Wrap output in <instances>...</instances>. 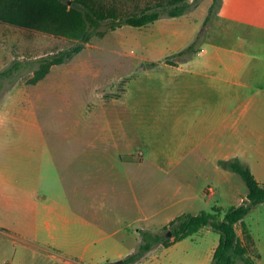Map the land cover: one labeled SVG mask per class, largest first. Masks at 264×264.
<instances>
[{
	"label": "crops",
	"instance_id": "1",
	"mask_svg": "<svg viewBox=\"0 0 264 264\" xmlns=\"http://www.w3.org/2000/svg\"><path fill=\"white\" fill-rule=\"evenodd\" d=\"M261 1L221 3L220 14L238 18V49L224 47L238 54L235 63L200 50L185 64L203 83L182 81V91L136 97L127 85L121 97L106 99L95 86L87 97L82 89L90 75L79 74L86 66L71 64L74 57L37 84L6 92L2 264H18L17 252L39 264L114 262L137 250L141 230L204 210L195 173L217 171L234 157L249 163L238 137L264 135L263 127L253 128L264 111V86L255 83L258 65L264 73ZM5 242L15 252L5 253Z\"/></svg>",
	"mask_w": 264,
	"mask_h": 264
},
{
	"label": "rangeland",
	"instance_id": "2",
	"mask_svg": "<svg viewBox=\"0 0 264 264\" xmlns=\"http://www.w3.org/2000/svg\"><path fill=\"white\" fill-rule=\"evenodd\" d=\"M157 1L159 0H101L106 7L116 5L122 16L138 13L147 6H153ZM188 1L191 6L179 17L163 15L156 22L144 27L124 25L115 30L102 27L105 30L104 36L96 37L87 44L83 52L75 57L74 63L71 62L85 65V70L79 74L90 75L89 85L84 84L87 93L82 89L85 96L90 97L95 86L99 98L111 99L121 97L127 85L131 94L140 97L142 93L157 95L182 91L179 90L182 81L203 83V79H197L199 76H196V69L185 64L189 59L186 57L190 54L184 57L177 54L193 42H197L195 48H199L198 52L202 50L209 56L225 57L229 59V63H235L234 59L238 54L234 51H224V47L238 49V18L219 13L221 3L224 2L221 0L212 21L205 24L214 0ZM261 2L264 4V0ZM71 45L72 42L63 38L0 22V71L5 70L15 60L34 62L40 56ZM154 62L156 65H152ZM169 62L174 64H168ZM81 66L80 68H84ZM26 67H22L20 76L13 81L0 77V101L4 99L6 92L13 89L25 90L30 86L28 80L33 76V71ZM256 69L258 73L255 83L264 86L262 65H258ZM234 104L238 105V99L237 102L232 100L231 105ZM262 127L264 128V111L260 112L256 122H253V128ZM238 135L240 136L239 133ZM237 144L239 150L248 154V164L257 180L264 184V135L260 136L258 132V137L254 139L238 137ZM226 162L228 160L220 163L217 171L212 168L211 171H203V175L202 171H199V175L195 173V178L192 179L195 187H203L206 200L200 203L202 209L211 213L213 208L219 209L221 216L231 206L241 204L244 201L241 199H246L248 192L244 180L238 174L231 173L228 165L225 166ZM244 224L252 236L251 256L256 264H264V203H259L251 209L244 218ZM168 226L169 224L149 230L169 234ZM238 234L242 239L245 238L242 224L238 225ZM219 238V233L207 226L169 247L158 245L140 262L133 264H210ZM1 246L5 253L14 251L10 242L1 243ZM15 258L18 259V264L40 262L39 258H32L26 252H17ZM117 261L119 260L114 262Z\"/></svg>",
	"mask_w": 264,
	"mask_h": 264
},
{
	"label": "trees",
	"instance_id": "3",
	"mask_svg": "<svg viewBox=\"0 0 264 264\" xmlns=\"http://www.w3.org/2000/svg\"><path fill=\"white\" fill-rule=\"evenodd\" d=\"M220 3L221 0L213 1L205 24L212 21L215 9ZM190 6L188 0H159L138 13L122 16L116 5L106 7L101 0H0V22L72 42L71 46L40 56L34 62L15 60L5 70L0 71V77L13 81L20 76L22 67L27 66L26 68L33 71L28 84H37L49 75L53 66L71 61L96 37H103L105 30L102 27L105 26L109 30L124 25L144 27L156 22L163 15L172 18L182 16ZM195 45L197 42L178 52V56L190 54L186 57L190 59L199 50ZM152 65H156V62ZM228 169L238 174L248 187L246 199L241 204L231 206L223 216L216 208H213L212 213L204 210L197 214L184 213L171 221L167 227L171 235L141 230L140 245L124 259L125 263L140 262L158 245L169 247L210 226L220 235L210 264H256L251 256L252 236L244 224V218L255 205L264 203V185L259 183L251 166L240 157L228 160ZM240 224L244 227V239L238 234Z\"/></svg>",
	"mask_w": 264,
	"mask_h": 264
},
{
	"label": "water",
	"instance_id": "4",
	"mask_svg": "<svg viewBox=\"0 0 264 264\" xmlns=\"http://www.w3.org/2000/svg\"><path fill=\"white\" fill-rule=\"evenodd\" d=\"M227 165H228V162H226V165L225 166L227 167ZM169 235H171V232H169ZM115 264H126V263H125V260L124 259H121V260L115 262Z\"/></svg>",
	"mask_w": 264,
	"mask_h": 264
}]
</instances>
